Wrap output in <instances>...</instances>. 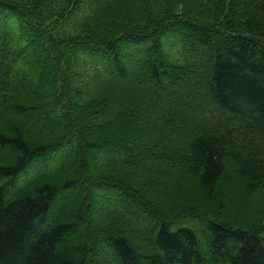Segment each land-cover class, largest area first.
<instances>
[{"label":"trees","instance_id":"16d2710c","mask_svg":"<svg viewBox=\"0 0 264 264\" xmlns=\"http://www.w3.org/2000/svg\"><path fill=\"white\" fill-rule=\"evenodd\" d=\"M0 264H264V0H0Z\"/></svg>","mask_w":264,"mask_h":264},{"label":"rangeland","instance_id":"374dc122","mask_svg":"<svg viewBox=\"0 0 264 264\" xmlns=\"http://www.w3.org/2000/svg\"><path fill=\"white\" fill-rule=\"evenodd\" d=\"M32 53H33V54L35 53V54H37L38 56H42L41 52H39L37 49H33V50H32ZM72 206L74 207V204H73V203H72L71 205H69V208H72ZM229 207L231 208V212H230V213H233L232 215H234L235 204H234L233 202H230V203H229ZM67 211L69 212V210H67ZM228 215H229V214H228ZM228 215H227V217H228ZM233 217H234V216H233ZM229 218L231 219L232 216L230 215ZM79 233H81L80 230L77 231L75 235L77 236ZM143 251H147V249H143Z\"/></svg>","mask_w":264,"mask_h":264}]
</instances>
